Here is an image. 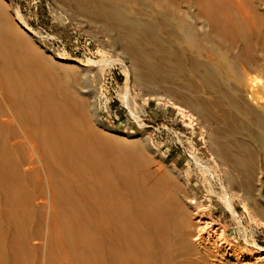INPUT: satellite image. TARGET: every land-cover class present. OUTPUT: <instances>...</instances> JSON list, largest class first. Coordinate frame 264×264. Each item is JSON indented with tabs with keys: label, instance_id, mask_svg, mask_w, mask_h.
Segmentation results:
<instances>
[{
	"label": "bare ground",
	"instance_id": "6f19581e",
	"mask_svg": "<svg viewBox=\"0 0 264 264\" xmlns=\"http://www.w3.org/2000/svg\"><path fill=\"white\" fill-rule=\"evenodd\" d=\"M62 1L125 59L101 66L202 124L233 217L236 184L264 220V0ZM28 32L0 0V264H264L142 139L96 123L85 63L55 61Z\"/></svg>",
	"mask_w": 264,
	"mask_h": 264
},
{
	"label": "rangeland",
	"instance_id": "374dc122",
	"mask_svg": "<svg viewBox=\"0 0 264 264\" xmlns=\"http://www.w3.org/2000/svg\"><path fill=\"white\" fill-rule=\"evenodd\" d=\"M7 1L12 10L19 11L32 31L28 32L30 37L40 50L46 54L53 53L55 61L79 59L86 64L90 86L87 93L94 95L95 120L99 126L114 130L119 135L126 134L129 139H142L156 164L172 170L180 181L189 182V190L194 192L201 211L223 228L222 234L226 238L223 237L237 251L243 252L238 253L264 249V229L256 227V224L264 226V220L254 215L243 191H239L235 184L231 189L233 192H227L236 218L223 202V178L210 158L205 139L199 131L202 124L198 120L190 117L195 124L188 127L184 121L187 114H178V110L163 99V92L157 91L160 99L152 98L144 94L140 87L130 82L126 84V75L119 64L101 66L107 58L125 59L100 39L98 27L76 17L64 7L62 0ZM126 88L133 99L128 105L121 98ZM173 163L175 172L171 169Z\"/></svg>",
	"mask_w": 264,
	"mask_h": 264
},
{
	"label": "built area",
	"instance_id": "2783aa9c",
	"mask_svg": "<svg viewBox=\"0 0 264 264\" xmlns=\"http://www.w3.org/2000/svg\"><path fill=\"white\" fill-rule=\"evenodd\" d=\"M256 227H257L259 230H261V228L264 229V226H261V225H259V224H258V226H257V224H256Z\"/></svg>",
	"mask_w": 264,
	"mask_h": 264
}]
</instances>
